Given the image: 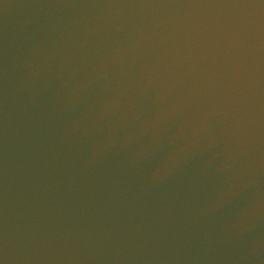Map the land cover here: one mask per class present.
Returning <instances> with one entry per match:
<instances>
[{"label":"water","instance_id":"95a60500","mask_svg":"<svg viewBox=\"0 0 264 264\" xmlns=\"http://www.w3.org/2000/svg\"><path fill=\"white\" fill-rule=\"evenodd\" d=\"M0 264H264V0H0Z\"/></svg>","mask_w":264,"mask_h":264}]
</instances>
